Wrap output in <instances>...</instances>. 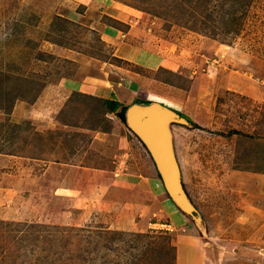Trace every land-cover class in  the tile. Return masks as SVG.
<instances>
[{
	"label": "rangeland",
	"instance_id": "1",
	"mask_svg": "<svg viewBox=\"0 0 264 264\" xmlns=\"http://www.w3.org/2000/svg\"><path fill=\"white\" fill-rule=\"evenodd\" d=\"M81 1L0 0V264H179L184 253L186 264H264V101L247 91L264 89V0ZM106 6L130 24L111 20ZM87 19L138 29L168 64L148 70L115 56ZM80 55L94 60L90 69L133 73L156 101L177 103L167 106L190 124L171 125L174 153L205 236L185 214L184 229H164L166 217L143 224L142 211L107 207L94 187L104 170L119 174L130 158L149 156L131 130L127 140L144 150L125 145L118 114L140 99L125 105L112 84L107 96L78 92L74 82L87 77ZM50 161L87 166L70 183L88 188L63 190Z\"/></svg>",
	"mask_w": 264,
	"mask_h": 264
},
{
	"label": "crops",
	"instance_id": "2",
	"mask_svg": "<svg viewBox=\"0 0 264 264\" xmlns=\"http://www.w3.org/2000/svg\"><path fill=\"white\" fill-rule=\"evenodd\" d=\"M95 0H82V4H93ZM99 3V2H98ZM103 5V4H102ZM105 14L108 16L111 20H117L120 22H124L127 24H130L128 21L125 19V15H123L122 11H119L117 9L108 8L107 6L105 7ZM69 16L70 13H68ZM76 15H74L75 17ZM77 22L81 23L82 22V17H78ZM97 21H87L93 23L98 29H101V38H105L107 41H113L115 45V52L114 55L125 59V60H133L134 62H139L141 63L143 68L148 69V70H155V69H160L161 66H164L165 63L168 64L167 58H162L161 55H158L157 53H153V50L149 48L148 45H150L147 42L143 43L140 40L139 35V30L138 29H133L129 27L128 30H121L119 28H116L114 26H111L105 22L100 23L98 19ZM84 23V22H82ZM135 27V26H134ZM96 28V29H97ZM139 42V44H138ZM75 59V58H74ZM79 63H77V68L80 70H86L87 77L82 78L79 81H75L74 84H76L78 87L74 88L78 90V92H83L86 94H90V92H94V95L96 94L97 96H105L108 95V92H110L109 87L111 84L116 87V92H111L114 98L119 100L118 94L120 96L121 102H125V105H127L131 100L130 99H138L146 101V100H152L156 101L155 99L157 98L156 96H153L152 94L154 93L152 90V87H147L144 85V81L142 83V78L138 75H135L133 73H123L121 70H119V73L116 75H111V77H108V73L105 72L103 69H90V63L94 62L92 60L91 56H86L83 55L80 57L76 58ZM138 60V61H137ZM173 62V61H172ZM171 65L174 66L175 63H172ZM170 65V64H169ZM170 65V66H171ZM86 75V74H85ZM111 78V80H110ZM68 78L66 79V81ZM63 86H66L68 88L70 87V82H64L62 83ZM159 88L163 89V86L160 85ZM229 88V87H227ZM226 88V89H227ZM112 89V88H111ZM249 96H256L258 101H264V89H256V88H247ZM153 92V93H152ZM103 93V95H102ZM107 94V95H106ZM140 94H143L142 97L139 96ZM255 94V95H254ZM126 99V100H125ZM161 99V98H157ZM195 99H201V98H195ZM165 104L168 105V103L173 104L172 106H178L177 103H172L170 101L164 100ZM176 109H179L176 107ZM188 112L189 109L187 110ZM185 111V112H187ZM124 126V125H123ZM126 126V125H125ZM123 128H126V127ZM124 131V137L123 139L125 140V145H132L136 149H142L144 150L143 145L141 144L140 141L137 140L136 143H133L134 140H127L128 137L134 138L136 137L134 134H132L128 128L125 129ZM122 138H119V141L123 143ZM112 140L108 139V142ZM143 147V148H142ZM128 148V147H127ZM133 149V150H136ZM147 153V151H146ZM142 157H136V158H130L128 161L127 165L130 166L131 170H126L123 171L119 174H115V172H110L109 170H104L103 177H101V182L97 183L94 187L97 188L100 192L104 194L103 197L108 199V201H105L107 203V207H115V205H119L127 208V213L126 215L129 216H135L137 212L142 211L141 215L143 216L142 223L145 224L149 223L150 220H159L161 217H166L170 223L169 224H163L160 223L159 226L162 228H168L170 229V226H173V228L176 227H181L184 229V226L186 225V217L183 213L180 212V210L175 206V204L172 202V200L168 197L167 193L165 190L162 188H159V177L157 174V171L155 169L154 163L150 157L147 154H140ZM37 161L44 162L42 159H37ZM121 163H124L123 161ZM49 167L47 171H49L51 168L53 170H50V173L56 172L58 173L59 171L61 172L60 177H63V181L61 179L59 180V183H64L62 186L63 190L67 189L66 192H70V190L73 189V192H78L81 189L85 190L86 185L84 186V182H76L73 181V183H70L72 177L75 174V169L74 168H79V169H88L87 166H75L72 164H69L68 162H54L50 161L48 163ZM127 166V167H128ZM77 171V170H76ZM52 172V173H53ZM84 172V171H83ZM55 176V178L58 179L59 175L57 174H52ZM259 175V174H258ZM264 176V175H262ZM37 180V179H36ZM35 180V181H36ZM161 182V181H160ZM83 186V187H82ZM88 186V185H87ZM163 187V186H162ZM89 190V189H87ZM261 195V194H259ZM104 199V200H106ZM104 203V205H106ZM108 208V209H109ZM179 210V211H178ZM180 212V213H179ZM121 215L120 213H118ZM158 214V217L156 218L154 215ZM139 215V214H138ZM171 215L177 219L179 222V225L175 224L174 222L171 221ZM122 215L121 217H123ZM170 216V218H168ZM137 217V216H135ZM132 221V220H131ZM154 221V222H155ZM151 223V222H150ZM157 226V223H151ZM133 221L132 224L130 225V228L133 226ZM184 243V248H185V242L181 241ZM180 263V262H179Z\"/></svg>",
	"mask_w": 264,
	"mask_h": 264
},
{
	"label": "water",
	"instance_id": "3",
	"mask_svg": "<svg viewBox=\"0 0 264 264\" xmlns=\"http://www.w3.org/2000/svg\"><path fill=\"white\" fill-rule=\"evenodd\" d=\"M123 119L128 129L147 149L169 198L183 214L194 221L205 236V223L181 183V171L172 143L171 125H189V121L171 107L152 100H136L129 104L124 110Z\"/></svg>",
	"mask_w": 264,
	"mask_h": 264
},
{
	"label": "trees",
	"instance_id": "4",
	"mask_svg": "<svg viewBox=\"0 0 264 264\" xmlns=\"http://www.w3.org/2000/svg\"><path fill=\"white\" fill-rule=\"evenodd\" d=\"M105 103H107L109 108H111V109H115V108H117V106H119V102L115 101V100H107L106 99ZM125 107L126 106L122 105L120 110L118 111L119 117L121 118L122 121H123V112H124ZM158 177H159V175H158ZM114 232H116V231H114ZM121 232H123V231H121ZM138 234L141 235V233H138Z\"/></svg>",
	"mask_w": 264,
	"mask_h": 264
},
{
	"label": "bare ground",
	"instance_id": "5",
	"mask_svg": "<svg viewBox=\"0 0 264 264\" xmlns=\"http://www.w3.org/2000/svg\"><path fill=\"white\" fill-rule=\"evenodd\" d=\"M189 257L186 256V253H184L183 257H180V263L179 264H186L185 262H187Z\"/></svg>",
	"mask_w": 264,
	"mask_h": 264
},
{
	"label": "built area",
	"instance_id": "6",
	"mask_svg": "<svg viewBox=\"0 0 264 264\" xmlns=\"http://www.w3.org/2000/svg\"><path fill=\"white\" fill-rule=\"evenodd\" d=\"M162 228V227H161ZM164 229H168V228H164Z\"/></svg>",
	"mask_w": 264,
	"mask_h": 264
},
{
	"label": "clouds",
	"instance_id": "7",
	"mask_svg": "<svg viewBox=\"0 0 264 264\" xmlns=\"http://www.w3.org/2000/svg\"><path fill=\"white\" fill-rule=\"evenodd\" d=\"M146 101H148V100H146ZM159 180H160V178H159ZM162 184V183H161Z\"/></svg>",
	"mask_w": 264,
	"mask_h": 264
}]
</instances>
